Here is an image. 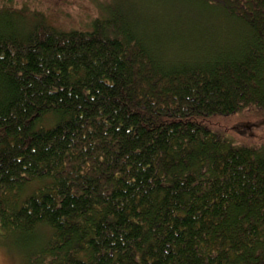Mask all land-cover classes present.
Wrapping results in <instances>:
<instances>
[{
	"label": "trees",
	"instance_id": "1",
	"mask_svg": "<svg viewBox=\"0 0 264 264\" xmlns=\"http://www.w3.org/2000/svg\"><path fill=\"white\" fill-rule=\"evenodd\" d=\"M100 10H0V229L45 264H264V151L217 121L264 118V0Z\"/></svg>",
	"mask_w": 264,
	"mask_h": 264
},
{
	"label": "rangeland",
	"instance_id": "2",
	"mask_svg": "<svg viewBox=\"0 0 264 264\" xmlns=\"http://www.w3.org/2000/svg\"><path fill=\"white\" fill-rule=\"evenodd\" d=\"M115 0H0V10L4 8L20 9L26 12L43 13L50 24L61 30H85L89 23L101 15V6H111ZM135 2V1H134ZM132 3V2H131ZM151 13V10L145 7ZM165 15H169L168 12ZM218 123L229 137L238 145L262 149L264 151V118L246 111L223 118ZM25 239L0 229V264H45V255L36 258L42 240L47 242L44 230ZM35 242V243H34ZM45 242L42 243L45 244Z\"/></svg>",
	"mask_w": 264,
	"mask_h": 264
}]
</instances>
